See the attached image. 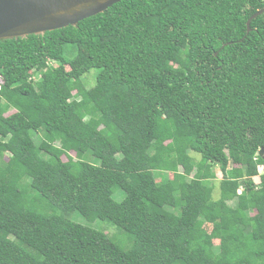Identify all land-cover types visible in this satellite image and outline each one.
<instances>
[{"label": "trees", "instance_id": "obj_1", "mask_svg": "<svg viewBox=\"0 0 264 264\" xmlns=\"http://www.w3.org/2000/svg\"><path fill=\"white\" fill-rule=\"evenodd\" d=\"M263 7L120 0L0 39V264H264Z\"/></svg>", "mask_w": 264, "mask_h": 264}, {"label": "water", "instance_id": "obj_2", "mask_svg": "<svg viewBox=\"0 0 264 264\" xmlns=\"http://www.w3.org/2000/svg\"><path fill=\"white\" fill-rule=\"evenodd\" d=\"M120 0H0V39L43 34L103 12ZM264 12V7L246 22ZM260 154L264 152L261 148Z\"/></svg>", "mask_w": 264, "mask_h": 264}, {"label": "rangeland", "instance_id": "obj_3", "mask_svg": "<svg viewBox=\"0 0 264 264\" xmlns=\"http://www.w3.org/2000/svg\"><path fill=\"white\" fill-rule=\"evenodd\" d=\"M86 77L88 80L92 79V77L90 76V73ZM90 80L88 82V86L91 85ZM38 139H40L39 135H35V140H38ZM191 154L194 157L199 156L198 154H195L194 152H191ZM216 173H217V177L221 176L220 171H217ZM254 178L257 179V177H254ZM219 194H220L219 190H217V187H216L215 190L213 191V197L217 198V196H219ZM78 219H79V221H83V218L81 216H79ZM96 222H98V221H96ZM96 225L101 226L103 228V231L105 233H107L110 237H112L123 248L126 249V248L130 247L131 242L126 238L127 236L125 235V233L116 225H113L112 223H110L109 221H106V220L100 221V223L95 224V226Z\"/></svg>", "mask_w": 264, "mask_h": 264}]
</instances>
